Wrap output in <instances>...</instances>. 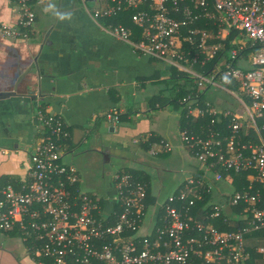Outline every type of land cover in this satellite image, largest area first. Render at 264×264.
I'll use <instances>...</instances> for the list:
<instances>
[{
    "label": "built area",
    "instance_id": "built-area-1",
    "mask_svg": "<svg viewBox=\"0 0 264 264\" xmlns=\"http://www.w3.org/2000/svg\"><path fill=\"white\" fill-rule=\"evenodd\" d=\"M14 1L18 20L3 25L2 32L26 37L36 21L35 5L47 0ZM92 1L96 18L136 10L139 40L123 24L107 31L141 54L179 64L188 62L185 42L198 45V52L230 51L218 72H200L193 64L182 68L200 88L232 84L237 108H197V118L209 116L210 122H201L198 133L181 131V138L201 171L159 204L162 213L147 233L139 232L148 209L145 182L117 174L116 203L106 209L99 197L80 189L76 168L63 161L62 141L69 136L63 120L39 109L43 134L30 153L27 176L18 187L7 184L0 191V230L20 233L38 264H195L200 258L201 264H251L245 235L264 230V0ZM200 20L206 25L197 24ZM209 40L214 42L208 45ZM239 54L252 55L241 66ZM231 171L246 173L248 183L237 189ZM216 190L219 200L211 198L204 211L191 212L204 193ZM216 218L226 223L236 218V226L220 229ZM256 252L260 258L253 264H264V241Z\"/></svg>",
    "mask_w": 264,
    "mask_h": 264
},
{
    "label": "crops",
    "instance_id": "crops-1",
    "mask_svg": "<svg viewBox=\"0 0 264 264\" xmlns=\"http://www.w3.org/2000/svg\"><path fill=\"white\" fill-rule=\"evenodd\" d=\"M89 1L36 4L28 35L12 37L2 27L18 20L17 4L0 0V188L18 187L27 176L30 153L43 134L42 109L63 120L69 133L63 161L76 168L80 189L99 197L106 209L116 203L117 174L149 175L148 209L139 229L147 233L161 211L159 204L201 171L181 131L200 128L198 107L233 109L226 95L236 97V88L199 87L175 103L180 87L188 86L182 67L194 63L141 54L107 31V16L94 17L95 5L90 8ZM230 56L222 54L207 73L218 72ZM247 59L239 54L236 63L244 66ZM215 88L224 96L215 99ZM213 195L214 201L220 197L218 191ZM8 232L16 231L0 230V264H38L20 233ZM254 232L258 235L246 239L247 245L259 246L264 235Z\"/></svg>",
    "mask_w": 264,
    "mask_h": 264
},
{
    "label": "trees",
    "instance_id": "trees-1",
    "mask_svg": "<svg viewBox=\"0 0 264 264\" xmlns=\"http://www.w3.org/2000/svg\"><path fill=\"white\" fill-rule=\"evenodd\" d=\"M135 11L136 10L134 8H124L123 10L118 11L114 15H111L109 17H105L104 20H105L106 24H111V25L123 24V25L127 26L133 32L132 37L135 40H139L142 36V28L139 25H137L132 19V14ZM197 24H199L200 26L206 25L205 20H200V21H198ZM213 42H214L213 40H209L208 45H209V43H213ZM225 44H226L228 49L231 48V42L230 41H226ZM184 48H185L186 53L189 52V50H190V52L188 54H185V56L188 58V63H190V62L194 63L193 67L195 69H197L198 71H201L204 73H207L208 71L211 70L212 67L218 65V63L220 62V60L222 58L221 57L222 54L223 53L226 54V51H224V50H223L224 51L223 53L221 50H219L217 52V54H208V53H205L201 50H200V52H198V45L190 44L189 42H185ZM243 55L247 58H250L252 54H243ZM195 58H196V61H195ZM202 62H204V64ZM181 74L183 75L185 73H181ZM182 77L185 78L188 86L185 85V86L180 87V90L177 91V93L175 94V96L173 98V101L175 103L179 102L180 99H183L184 97L189 95L190 92H193L192 94H195L199 88L198 83L195 81L194 77H192L190 74L186 73ZM192 86L194 89L191 88ZM200 94H201V98H202V96L204 94L201 92H200ZM210 119H211V117L208 116L204 120L200 121V123L202 122L204 124H207L210 122ZM188 127H189V129H191L190 126H188ZM196 127H197V129H196V131H194V133L199 132V128H198L199 126H196ZM190 132L193 133L192 131H190ZM66 142H67V139L65 138L62 141L63 146H65ZM67 148H68V146H67ZM133 173H134L133 178L135 180L147 183L150 179L149 175H144V174H142V175L138 174L137 175V173L135 171H133ZM231 174L234 176V182L233 183H235V186L237 187V189L238 188L241 189L244 185H246L248 183V178L246 177V173H237L235 171H231ZM0 191H1V188H0ZM0 195H1V192H0ZM210 199H211V194L210 193H204L203 200H198L197 201V207L192 208L191 212H196V211H198V209L201 211H204L206 206L208 205V202ZM149 200H150V198H149ZM150 201L152 202V199ZM159 213H162V209ZM235 219L232 220L233 223L231 221H230V223H228V222L226 223L223 221L222 218H218V219L216 218L215 223L217 224V226L220 229H224V230L230 229L231 230L232 228H234L236 226L237 220H235ZM16 232H8V234L14 235V234H16ZM259 232L264 235V230H260ZM256 234L258 235L257 232L253 231V233L250 232V233L246 234L245 237H246V239H248V238L252 239V236H254V237L257 236ZM255 244L256 243H252V244L248 245L249 250H251V252L253 254L254 260L256 257L260 258V255L257 254V252H256L258 246H256ZM31 257L33 258V254H31ZM34 260L38 263L39 258L35 257ZM254 260H250L249 262L251 264H253ZM202 262H203L202 258L195 260V264H201Z\"/></svg>",
    "mask_w": 264,
    "mask_h": 264
},
{
    "label": "rangeland",
    "instance_id": "rangeland-1",
    "mask_svg": "<svg viewBox=\"0 0 264 264\" xmlns=\"http://www.w3.org/2000/svg\"><path fill=\"white\" fill-rule=\"evenodd\" d=\"M89 6H90V8H92L94 5H95V3L93 2V1H89ZM228 54H230V51H228ZM216 87V86H215ZM215 89H217V90H213V92H214V98L216 99V97L217 98H219L220 97V95H222V96H224V92L223 91H220L218 88H215ZM230 100H231V104H233V105H231L230 107H232L234 110L237 108V105H238V103H237V98L234 96V95H232V94H230V93H228L227 95H226ZM205 100H209L210 98H211V94L209 93V94H206L205 95ZM212 101V100H211ZM223 188H224V186H223ZM166 190H168V189H166ZM227 190L228 191H232V188L230 187V186H228L227 185ZM215 192H217V190L215 191ZM214 192V193H215ZM214 193H212V196H213V198H214ZM211 194V193H210ZM219 194V193H218ZM220 196V195H219ZM219 199H220V197H219ZM218 199V200H219ZM26 252V251H25Z\"/></svg>",
    "mask_w": 264,
    "mask_h": 264
}]
</instances>
